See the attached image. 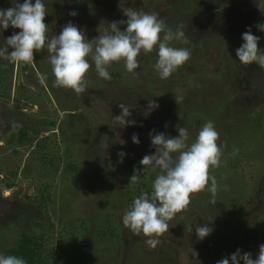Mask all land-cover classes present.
Returning <instances> with one entry per match:
<instances>
[{
  "label": "rangeland",
  "instance_id": "rangeland-1",
  "mask_svg": "<svg viewBox=\"0 0 264 264\" xmlns=\"http://www.w3.org/2000/svg\"><path fill=\"white\" fill-rule=\"evenodd\" d=\"M44 3L49 36L59 35L71 21L86 39H94L109 32L111 22L126 20L123 10L131 8L158 14L166 30H182L184 38L170 46L187 48L191 56L166 79L155 70L156 50L139 55L134 73L123 61L113 62L111 80L100 78L93 65L86 90L79 94L55 84L46 49L34 53L27 69L22 62L0 59V253L29 228L43 234L46 249L66 261L62 250L54 249L57 234L61 231L69 249L76 247L68 238L71 229L78 230L75 220L84 218L91 230L80 233L77 245L86 250L85 264H217L237 249L255 259L264 244V116L258 121L264 110V66L242 64L236 49L249 29L261 37L258 47L264 49V32L257 27L264 24V0ZM12 6L10 0H0V8ZM72 11L77 15L70 16ZM14 31L19 29L0 30V46H7ZM121 103L130 108L131 126L114 120L122 112ZM50 121L56 122L55 129L48 127ZM208 121L219 133L218 145L223 144L220 165L209 169L217 191L206 187L192 193L189 205L168 221L169 231L150 248L147 237L133 235L122 223L138 197L140 179L148 176L152 185L160 174L151 168L142 173L140 161L156 151L149 133L176 137L177 126L185 127L191 143ZM18 127L30 128L32 144L9 142ZM134 134L138 145L132 142ZM41 137H47L42 147L37 142ZM120 152L126 153L122 163ZM50 156L57 166L48 164ZM134 169L141 171L140 179L130 183ZM8 182L14 186L6 188ZM41 194L50 197L40 201ZM204 224L214 231L201 241L195 229ZM101 226L114 229L120 241L100 240L96 229Z\"/></svg>",
  "mask_w": 264,
  "mask_h": 264
},
{
  "label": "clouds",
  "instance_id": "clouds-1",
  "mask_svg": "<svg viewBox=\"0 0 264 264\" xmlns=\"http://www.w3.org/2000/svg\"><path fill=\"white\" fill-rule=\"evenodd\" d=\"M10 2L12 7L0 8V30L4 32L11 26L19 31H14L6 39L7 46H0V59L11 63H30L34 60V53L46 49L55 84L78 94L85 92L88 83L86 74L93 65L100 78L111 80L108 68L113 62L123 61L126 70L134 73L140 67L139 55L156 50L158 59L155 70L161 79H166L191 56L187 48L170 46L171 41L184 38L185 33L182 30H166L164 20L155 13L125 8L123 14L126 20L111 22L109 32L89 40L71 21L59 35L49 36L44 0ZM69 15L76 16L77 13L72 11ZM121 25L124 26L123 30ZM257 27L264 32V24H258ZM242 40L243 43L236 49L238 61L245 65L255 63L264 66V49L258 47L261 37L253 35L249 29L242 34ZM119 107L122 112L114 117L117 125H133L134 121L127 119L131 115L130 108L123 103ZM156 107L158 105L155 104L146 115ZM177 131L179 134L176 137L155 130L149 133L156 151L145 155L140 161L142 173L151 168L159 169L160 174L152 182L151 193L142 192L122 216L123 225L133 235L143 234L147 237L146 244L150 248H155L159 243L157 237L169 231L168 221L189 205L192 193L203 191L206 187L213 194L217 191L216 179L209 175V169L220 165L223 144L217 143L219 133L214 122H206L191 143L187 128L177 126ZM132 142L137 145L140 143L138 135L132 136ZM118 156L122 163L126 153L120 152ZM140 173L139 169H134L130 183L138 182ZM213 231L214 228L208 224L195 229L197 239L201 241ZM0 264L27 262L22 257L0 253ZM217 264H264V244L259 246L255 259L252 253L237 249L235 253L217 261Z\"/></svg>",
  "mask_w": 264,
  "mask_h": 264
},
{
  "label": "trees",
  "instance_id": "trees-1",
  "mask_svg": "<svg viewBox=\"0 0 264 264\" xmlns=\"http://www.w3.org/2000/svg\"><path fill=\"white\" fill-rule=\"evenodd\" d=\"M28 63H22L23 69H27ZM18 102V100H17ZM225 104V103H224ZM264 116V110L260 111L258 114V121L263 118ZM48 127L52 130L56 128V122L55 121H50L48 123ZM30 128L27 127H18L17 130L11 134L9 138V142L13 143L16 142L17 145H23V144H32L33 141L35 140V137L33 135H29ZM62 132V131H60ZM36 134V133H35ZM38 134V133H37ZM47 140V137H41L40 140H38L39 146H44L45 141ZM59 157H57L58 159ZM48 164L56 165V159L53 156H50L47 158ZM55 163V164H54ZM70 165V164H69ZM57 166V165H56ZM70 169H73L72 166H69ZM58 170V169H56ZM75 171V169H73ZM14 174V173H12ZM151 180L150 177L145 176V179L141 180L140 182L137 183L138 191L139 194L138 196L141 195L142 192H148L151 193L152 191V185H149V181ZM6 188H11L14 186L13 182H8L5 184ZM50 197V196H47ZM47 197L44 194H41L40 201H45ZM39 208L42 209L41 204H39ZM241 210H245L244 207H242ZM18 218V217H17ZM78 223V230L76 231L75 229H71L73 231L72 236H70L68 239H70V242H74L76 244V247L69 249L67 244L64 245V235H61V231L59 232V235L57 234V242L55 243V248L54 249H59L62 250L63 255L65 257L66 261H62L60 259V256L57 252H54L52 249H46L45 247V241H44V235H37L36 233L32 232L29 228L23 230L20 232L17 240L15 241V244L12 245L11 247L6 248L2 254L4 255H16L18 257H22L23 259L26 260L27 264H85L86 262V250L83 247V245L78 244L79 243L78 239H80L79 235L82 233L83 235L86 233H89L91 230V225L89 222L84 219V218H77L75 220ZM35 226H40V223L36 224L34 223ZM11 228H13V224L9 225ZM64 224V228H65ZM67 228V226H66ZM68 229V228H67ZM15 230V229H14ZM66 230V229H65ZM79 232V233H78ZM96 234L97 237L100 240L103 239H116L117 241H120L119 239V233L115 234V230H111L109 232L108 229H104L103 226L98 227L96 229ZM64 242V243H63ZM58 250V251H59Z\"/></svg>",
  "mask_w": 264,
  "mask_h": 264
}]
</instances>
